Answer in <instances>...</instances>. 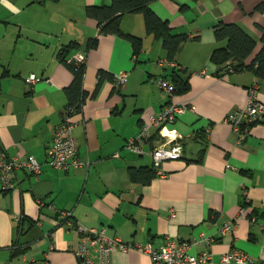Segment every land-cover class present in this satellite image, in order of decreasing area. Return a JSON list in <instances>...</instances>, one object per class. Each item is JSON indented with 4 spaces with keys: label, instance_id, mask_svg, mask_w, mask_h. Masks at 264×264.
<instances>
[{
    "label": "crops",
    "instance_id": "0c3cea01",
    "mask_svg": "<svg viewBox=\"0 0 264 264\" xmlns=\"http://www.w3.org/2000/svg\"><path fill=\"white\" fill-rule=\"evenodd\" d=\"M110 0H0V149L23 160L41 163L35 176L16 170L12 187L0 180V264H81L74 254L78 227H104L106 234L128 244L161 246L167 239L190 241L200 234L209 245L196 244L190 254L208 250L212 260L233 250L251 264H264V114L247 126L241 141L224 118L245 105L248 90L258 86L264 104V80L250 71L215 74L210 61L223 45L213 36L218 22L236 23L261 46L264 0H155L150 9L167 20L185 41L171 62L159 40L145 32L141 13L123 15V32L142 39L135 57L130 42L114 34H98L85 7ZM260 7V8H259ZM97 36L94 48L87 41ZM70 43L85 52L80 91L85 93L75 113L73 136L77 154L88 167L56 169L47 165V148L67 103L65 88L73 73L61 61ZM252 56L249 58V60ZM172 70L188 80L189 89L169 97L156 83ZM99 71L112 77L127 72L123 88L112 80L91 94ZM40 80L33 84L26 77ZM79 93V90H76ZM185 110L168 128L179 135L181 157L161 163L163 175L146 184L133 181L131 169L155 170L151 150L156 129L139 155L125 148L142 123L167 103ZM60 211L71 217L61 220ZM232 222L231 232L217 229ZM108 264H151L135 249L115 250Z\"/></svg>",
    "mask_w": 264,
    "mask_h": 264
},
{
    "label": "built area",
    "instance_id": "2783aa9c",
    "mask_svg": "<svg viewBox=\"0 0 264 264\" xmlns=\"http://www.w3.org/2000/svg\"><path fill=\"white\" fill-rule=\"evenodd\" d=\"M68 63L74 62L76 66L85 63V52L78 51L74 55L67 57ZM114 85L123 88L127 81V72L120 71L114 75ZM40 80L34 74L26 77V82L33 84ZM157 85L169 96L173 95L172 82L163 77L156 79ZM185 110L184 104L169 102L165 104L156 115H150L142 123L138 134L129 138L125 143V148L136 154H143V142L152 135V129H156L159 138L156 146L151 150L156 175H163L160 168L165 160H174L181 157V145L178 141L179 135L175 129L168 128L176 120L177 116ZM76 110L71 105L65 106L62 112L61 122L55 128L52 139L47 148L46 163L56 169H70L88 167V161L78 156L77 141L73 136L75 125L73 116ZM264 114V104L258 100V86L253 85L248 90L247 101L241 108L235 109L225 115V122L230 124L237 132L238 140L241 141L247 126L261 119ZM26 169L37 176L41 171V163L33 156H27L23 160L9 157L4 150L0 149V180L3 190L12 187V179L16 170ZM58 217L61 220H68L71 217L69 211H60ZM234 224L230 221L218 227V234L224 235L233 230ZM79 242L73 250L75 256L81 264H108L110 255L115 250L128 251L135 249L147 254L151 264H204L212 260V253L208 250L197 254H190L189 248L192 245H209L210 239L202 234L190 241H180L167 239L161 246L154 247L151 244L139 245L123 242L117 236L106 234L104 227L84 228L78 227ZM222 263L251 264V259L242 251L233 250L220 256Z\"/></svg>",
    "mask_w": 264,
    "mask_h": 264
},
{
    "label": "trees",
    "instance_id": "16d2710c",
    "mask_svg": "<svg viewBox=\"0 0 264 264\" xmlns=\"http://www.w3.org/2000/svg\"><path fill=\"white\" fill-rule=\"evenodd\" d=\"M152 1L155 0H110L107 4L86 6L85 15L95 20L99 35L114 34L127 39L131 44L132 54L136 57L142 48V39L123 32L120 22L125 14L141 13L145 32L160 41L167 60L173 62L181 45L189 37L185 33L173 32L169 22L157 16L150 9L149 4ZM213 36L217 43H223V45L214 48L210 54V61L216 66L215 74L217 76L246 70L252 72L257 79L264 80V30L261 34V46L256 52V41L236 23L218 22L213 27ZM96 44L97 36L90 38L85 50L94 48ZM76 48H79L77 43H70L60 50L59 56L73 73L71 84L64 90L67 97L65 106L71 105L78 112L85 98V93L80 91L84 64L76 66L73 61L70 63L66 61L70 56L69 52ZM251 56L252 58L249 60ZM169 76L174 87L173 94H182L188 91V80L183 78L179 72L172 70ZM109 79L114 81L107 72L99 71L91 96L95 97L103 81ZM76 90H79V93ZM129 173L133 181L144 184L155 176V170L149 168L131 169Z\"/></svg>",
    "mask_w": 264,
    "mask_h": 264
}]
</instances>
